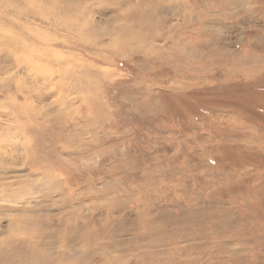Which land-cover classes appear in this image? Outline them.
I'll return each instance as SVG.
<instances>
[{"label":"rangeland","instance_id":"374dc122","mask_svg":"<svg viewBox=\"0 0 264 264\" xmlns=\"http://www.w3.org/2000/svg\"><path fill=\"white\" fill-rule=\"evenodd\" d=\"M0 264H264V0H0Z\"/></svg>","mask_w":264,"mask_h":264}]
</instances>
